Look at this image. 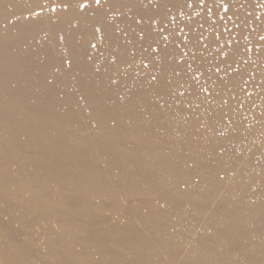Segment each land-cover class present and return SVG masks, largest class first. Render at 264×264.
<instances>
[{"label": "bare ground", "instance_id": "6f19581e", "mask_svg": "<svg viewBox=\"0 0 264 264\" xmlns=\"http://www.w3.org/2000/svg\"><path fill=\"white\" fill-rule=\"evenodd\" d=\"M0 264H264V0H0Z\"/></svg>", "mask_w": 264, "mask_h": 264}, {"label": "snow or ice", "instance_id": "6c2138e0", "mask_svg": "<svg viewBox=\"0 0 264 264\" xmlns=\"http://www.w3.org/2000/svg\"><path fill=\"white\" fill-rule=\"evenodd\" d=\"M100 2H101V0H95V3H96L97 5H99ZM65 7H67V6L65 5ZM79 7H80L81 9H83V8L87 7V4H86V3H82V4L79 5ZM225 7H227V6H225ZM53 11H55V8H53ZM97 31H99V29H97ZM91 47L95 48L96 45H95V44H92ZM145 66H147V65H145ZM153 79H155V77H153Z\"/></svg>", "mask_w": 264, "mask_h": 264}]
</instances>
